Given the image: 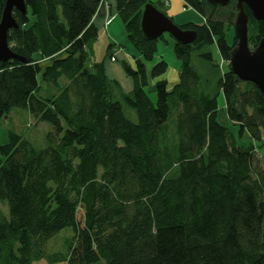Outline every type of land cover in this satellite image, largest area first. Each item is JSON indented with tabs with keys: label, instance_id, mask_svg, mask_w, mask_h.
I'll return each instance as SVG.
<instances>
[{
	"label": "trees",
	"instance_id": "obj_1",
	"mask_svg": "<svg viewBox=\"0 0 264 264\" xmlns=\"http://www.w3.org/2000/svg\"><path fill=\"white\" fill-rule=\"evenodd\" d=\"M184 1L204 23L180 26L197 32L192 45L173 38L181 66L170 88L159 79L168 63L148 66L164 35L147 41L141 32L145 6L166 14L164 2L116 0L135 50V68L123 63L134 88L120 100L104 61L89 66L101 0H25L26 15L14 10L8 42L27 62H0V120L23 109L52 131L41 150L14 132L0 145V264H264V95L228 65L237 0ZM246 11L253 49L264 21ZM214 44L227 64L218 83L224 109L191 63ZM68 228L64 251L49 254Z\"/></svg>",
	"mask_w": 264,
	"mask_h": 264
},
{
	"label": "rangeland",
	"instance_id": "obj_2",
	"mask_svg": "<svg viewBox=\"0 0 264 264\" xmlns=\"http://www.w3.org/2000/svg\"><path fill=\"white\" fill-rule=\"evenodd\" d=\"M153 2H158L159 0H151ZM166 9V8H164ZM113 21L114 23L110 26V32H106L103 29L100 32V38L98 37L97 41L93 42L90 46V62L89 66L93 64L100 63L105 59L108 60L110 55H112V50H110V45L114 47H118L125 51V53H130L131 55L135 54V50L132 48L128 41L127 32L125 25L120 16H115ZM175 24L178 26H182L187 23L194 24H202L204 23V18L194 9L186 8L183 13H180L179 16H175L173 18ZM234 27L227 33V41L229 45H233L234 41ZM206 52H210L213 56L212 61L205 59L203 56H198L204 54L205 51L202 52L195 51L192 54V66L195 68L199 76L202 80H206L208 84H206L205 91L210 95H216L219 93L218 103L221 109L225 107V99L223 94L220 92L218 88V83L220 78H222L224 72L227 70L226 61L224 62L221 57L219 50L214 44L213 46H208L204 48ZM166 61L169 65V72L166 74V79H170L172 76V71H180L181 62L176 57L175 54V41L170 34H164V38L159 40V51L155 57V60L150 63L148 66L152 68V66L160 61ZM162 76L159 79H162ZM172 87V86H170ZM121 93L123 91L118 89L116 91V98L118 100L121 99ZM155 99V95L151 94ZM124 112L128 119L133 122H137L136 113L124 105ZM222 114V112H221ZM176 114H174V109L171 113L170 123L174 120ZM222 117V115H221ZM176 118V117H175ZM226 120V119H225ZM222 117V122L229 125L231 131L237 135L238 128L233 127L230 123L226 122ZM52 131L51 125L48 123L38 122L36 118L27 110L23 109H13L11 113L0 120V145H6L10 141V133L14 132L18 135L24 136L26 139L32 142L34 147L37 150L44 149L46 147V135ZM241 141V140H240ZM249 140L245 138L244 143H248ZM264 158V147L259 148V157ZM2 208L6 210V208L2 205ZM79 220L82 219V212L79 213ZM72 236V229L68 228L63 230L59 235L50 240L47 245V252L57 253L63 252L65 249V245L68 244V239ZM42 264H46L45 261L41 262ZM63 264V263H61Z\"/></svg>",
	"mask_w": 264,
	"mask_h": 264
},
{
	"label": "water",
	"instance_id": "obj_3",
	"mask_svg": "<svg viewBox=\"0 0 264 264\" xmlns=\"http://www.w3.org/2000/svg\"><path fill=\"white\" fill-rule=\"evenodd\" d=\"M207 1L213 6L221 7L230 3V0ZM246 7L257 22L264 21V0H237L238 13L234 23L237 44L231 52L228 65L235 76L243 82L254 84L264 95V38L260 40L256 48H250L249 15ZM14 10L26 15L25 0H6L0 19V62L19 60L26 63L25 59L13 52L8 42L9 32L18 28L13 16ZM141 32L147 41L158 40L166 33L182 45H192L197 39L196 31L182 29L172 18L151 3L147 4L143 10Z\"/></svg>",
	"mask_w": 264,
	"mask_h": 264
},
{
	"label": "crops",
	"instance_id": "obj_4",
	"mask_svg": "<svg viewBox=\"0 0 264 264\" xmlns=\"http://www.w3.org/2000/svg\"><path fill=\"white\" fill-rule=\"evenodd\" d=\"M162 1L164 2L166 8L164 9V11L172 19L175 18V16H179L180 13H183V11L186 9L184 0H162ZM115 2L116 0H107V7H105L106 9L103 15L98 14L95 16L93 20L95 27L99 31V35L103 29H105L106 32H110V30L107 29H109L110 26L114 23L113 21H116L114 19V17L117 16L115 10ZM112 54L115 60L113 59L111 60L110 58L108 60L106 59L104 60L106 75L111 81H114L119 85V88L123 91V93L125 94L131 93L134 88V83L133 80L125 73L123 68V63H127L132 68H135V56H134L135 54L133 55H131L130 53L127 54L125 53L124 50L118 47H113ZM171 73L172 76L170 77V79L167 80L169 82V86L173 87L175 84L178 83L179 72L175 70L172 71ZM165 77L166 75L163 78Z\"/></svg>",
	"mask_w": 264,
	"mask_h": 264
},
{
	"label": "built area",
	"instance_id": "obj_5",
	"mask_svg": "<svg viewBox=\"0 0 264 264\" xmlns=\"http://www.w3.org/2000/svg\"><path fill=\"white\" fill-rule=\"evenodd\" d=\"M101 1H102L101 6L103 5L104 7H107V0H101ZM109 22H110V20H109ZM261 140L264 142V129L262 131Z\"/></svg>",
	"mask_w": 264,
	"mask_h": 264
}]
</instances>
